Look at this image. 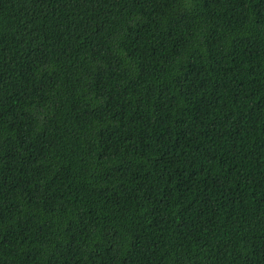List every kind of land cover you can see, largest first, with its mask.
<instances>
[{
	"label": "trees",
	"instance_id": "16d2710c",
	"mask_svg": "<svg viewBox=\"0 0 264 264\" xmlns=\"http://www.w3.org/2000/svg\"><path fill=\"white\" fill-rule=\"evenodd\" d=\"M0 264H264V0H0Z\"/></svg>",
	"mask_w": 264,
	"mask_h": 264
}]
</instances>
